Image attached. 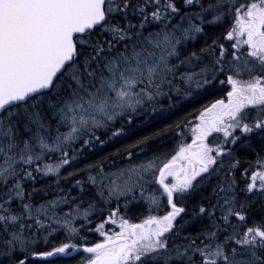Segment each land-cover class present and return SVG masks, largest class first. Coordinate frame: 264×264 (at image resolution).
<instances>
[{
    "label": "snow or ice",
    "instance_id": "1",
    "mask_svg": "<svg viewBox=\"0 0 264 264\" xmlns=\"http://www.w3.org/2000/svg\"><path fill=\"white\" fill-rule=\"evenodd\" d=\"M0 264H264V0H0Z\"/></svg>",
    "mask_w": 264,
    "mask_h": 264
},
{
    "label": "trees",
    "instance_id": "2",
    "mask_svg": "<svg viewBox=\"0 0 264 264\" xmlns=\"http://www.w3.org/2000/svg\"><path fill=\"white\" fill-rule=\"evenodd\" d=\"M215 98H216V93L214 95L204 97L205 104L209 103L211 100ZM199 104H200V101L198 100L191 102V103L183 104L178 111H176L169 117V120H175V119L181 118L185 116L187 113L192 114L193 111L197 108V105ZM189 119H191V116H189ZM164 122H167V121H164ZM155 126H159V125L157 124ZM173 143H176V139L169 138V140L164 143V149L165 150L170 149Z\"/></svg>",
    "mask_w": 264,
    "mask_h": 264
},
{
    "label": "flooded vegetation",
    "instance_id": "3",
    "mask_svg": "<svg viewBox=\"0 0 264 264\" xmlns=\"http://www.w3.org/2000/svg\"><path fill=\"white\" fill-rule=\"evenodd\" d=\"M226 90H227V89H224V91H226ZM222 94H223V92H217V93H216V98H219V96L222 95ZM198 101H200V104L197 105V108H196V109H199L200 107H202V106L208 104V103L205 104L204 97L198 99ZM196 109H195V110H196ZM195 110L193 111L192 116L197 115V112H196ZM190 136H191V134L189 133V135H188L189 142H190ZM176 142H177V141H176ZM175 144H176V143H173V144L171 145L170 149H172V148L175 146ZM107 227H108L109 229H114V230H116V231L119 230L118 225L114 226V225H112L111 223H109V224L107 225ZM99 238H101L99 233H97L94 237H92L93 241H95L96 239H99ZM81 254H83V253H81Z\"/></svg>",
    "mask_w": 264,
    "mask_h": 264
}]
</instances>
